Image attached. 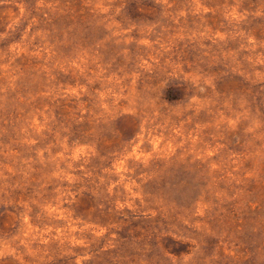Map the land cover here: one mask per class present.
I'll list each match as a JSON object with an SVG mask.
<instances>
[{"label":"rangeland","instance_id":"374dc122","mask_svg":"<svg viewBox=\"0 0 264 264\" xmlns=\"http://www.w3.org/2000/svg\"><path fill=\"white\" fill-rule=\"evenodd\" d=\"M0 264H264V0H0Z\"/></svg>","mask_w":264,"mask_h":264}]
</instances>
